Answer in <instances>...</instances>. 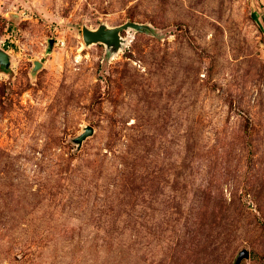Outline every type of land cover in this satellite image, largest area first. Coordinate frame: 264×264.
Segmentation results:
<instances>
[{
	"label": "rangeland",
	"instance_id": "obj_1",
	"mask_svg": "<svg viewBox=\"0 0 264 264\" xmlns=\"http://www.w3.org/2000/svg\"><path fill=\"white\" fill-rule=\"evenodd\" d=\"M0 52V264H264V0H0Z\"/></svg>",
	"mask_w": 264,
	"mask_h": 264
},
{
	"label": "water",
	"instance_id": "obj_2",
	"mask_svg": "<svg viewBox=\"0 0 264 264\" xmlns=\"http://www.w3.org/2000/svg\"><path fill=\"white\" fill-rule=\"evenodd\" d=\"M138 29L136 25L127 24L117 28L106 29L99 28L95 31L83 29L82 30V39L86 46L94 45V44H107V43H115L117 46L120 44V32L125 31L126 29ZM9 58L8 56L0 52V65L8 66ZM92 134V130L90 128L85 129L84 133L78 138V143H81L87 136Z\"/></svg>",
	"mask_w": 264,
	"mask_h": 264
},
{
	"label": "bare ground",
	"instance_id": "obj_3",
	"mask_svg": "<svg viewBox=\"0 0 264 264\" xmlns=\"http://www.w3.org/2000/svg\"><path fill=\"white\" fill-rule=\"evenodd\" d=\"M121 41V40H120ZM122 45V44H121Z\"/></svg>",
	"mask_w": 264,
	"mask_h": 264
}]
</instances>
